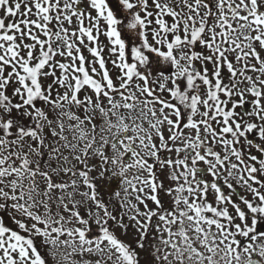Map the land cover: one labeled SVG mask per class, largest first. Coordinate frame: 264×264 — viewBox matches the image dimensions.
Returning <instances> with one entry per match:
<instances>
[{
    "label": "snow or ice",
    "instance_id": "obj_1",
    "mask_svg": "<svg viewBox=\"0 0 264 264\" xmlns=\"http://www.w3.org/2000/svg\"><path fill=\"white\" fill-rule=\"evenodd\" d=\"M0 264H264V0H0Z\"/></svg>",
    "mask_w": 264,
    "mask_h": 264
}]
</instances>
